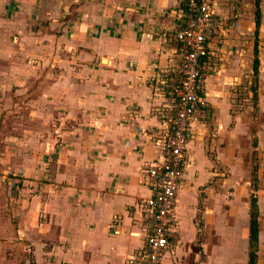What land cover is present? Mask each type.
<instances>
[{
    "label": "crops",
    "instance_id": "0c3cea01",
    "mask_svg": "<svg viewBox=\"0 0 264 264\" xmlns=\"http://www.w3.org/2000/svg\"><path fill=\"white\" fill-rule=\"evenodd\" d=\"M19 1L20 23L33 15L40 26L24 42L31 44H25L28 57L39 59L30 67L40 72L38 77L56 76L49 90L40 92L37 114L28 108L26 117L35 120L24 127L26 136L42 151L54 136L42 128L41 119L51 124L65 119L66 124L63 140L49 147L53 155L44 158L41 172L48 176L29 204L44 215V222L34 223L35 247L43 252L37 254L42 264H128L144 246L138 204L149 189L142 165L153 156L151 138L161 125L163 96L151 75L168 64L172 53L157 33L176 27L181 0ZM217 2L215 16L225 33L218 44L221 68L207 78L212 123L195 124L188 141L190 163L177 194L172 246L164 264H248L252 192L248 195L245 177L251 145L252 150L260 145L254 118L264 125V2L258 25L256 0ZM250 87L260 117L250 105L242 113L233 109L234 93L247 88L252 94ZM224 166L231 174L218 184ZM257 189L256 264H264V194L257 195Z\"/></svg>",
    "mask_w": 264,
    "mask_h": 264
},
{
    "label": "rangeland",
    "instance_id": "374dc122",
    "mask_svg": "<svg viewBox=\"0 0 264 264\" xmlns=\"http://www.w3.org/2000/svg\"><path fill=\"white\" fill-rule=\"evenodd\" d=\"M262 1L264 2L261 0V3ZM19 3V0H0V264H42L40 254L37 253L43 252H39L41 250L35 247L38 243L36 242L38 235L34 223L44 222V215L38 214L39 210L34 212V208L32 209L29 204L37 189L41 188V179L48 176L44 174L42 177L41 172L46 168L45 161L50 160L53 155L51 150L53 145L58 143L59 138L63 140L62 132L66 124L65 119L55 118L52 124L49 120L41 119L42 128L50 130L52 133L50 135L54 136L51 144L45 142L47 147L42 151L34 148L33 140L26 136L28 133L24 127L27 122L35 120L30 114L26 117L28 108L36 109L32 112L37 114L40 107V92L48 91L50 88L48 82L56 76L51 73L48 77L43 73L38 77L40 72L37 71L36 74V70L31 69L30 66L38 63L39 59L35 56L31 59L28 57L26 45L31 46V44L24 42L26 35L34 34L40 26L38 22L33 21L35 19L33 15H29L31 21L20 23L17 15L21 13L17 5ZM249 73L253 78V72ZM35 79L36 84L33 83ZM247 80H244L242 85L248 86ZM250 83L252 87V81ZM251 87L252 94L248 93L247 88L239 89L234 93L233 109L237 113H242L245 107L250 105L253 114L260 117L258 101L256 102ZM28 91L32 94L29 95ZM20 121L21 125L18 124ZM259 121L257 117L254 118L252 125H256L254 133L258 136L260 145L256 150H252L251 145L252 158L245 182L249 195L254 191L252 182H248L250 177L252 179L250 170L256 164L257 195L261 196L264 194V125L260 126ZM250 134H253L252 131L248 132V135ZM211 136L214 137V134ZM209 152L212 153L210 149ZM26 156H29L28 159L22 160ZM46 157L47 160H44ZM42 158L44 163L40 164ZM214 160L216 161L215 157ZM221 168L218 171L220 176L217 175L221 178L217 180L218 184H223L222 177L226 178L231 174L230 166ZM225 182L227 183L228 180ZM233 187H228L227 190L230 192ZM243 193L242 183L239 185L238 195L242 198ZM47 247L49 245L45 244L44 248ZM44 264L50 263L44 262Z\"/></svg>",
    "mask_w": 264,
    "mask_h": 264
},
{
    "label": "built area",
    "instance_id": "2783aa9c",
    "mask_svg": "<svg viewBox=\"0 0 264 264\" xmlns=\"http://www.w3.org/2000/svg\"><path fill=\"white\" fill-rule=\"evenodd\" d=\"M217 0H181L176 27L160 30L159 39L172 49L166 66L151 75L163 96L161 125L153 133V156L142 165L149 195L139 202L144 246L128 264H164L171 248L177 194L189 165L187 144L195 124L212 123L206 98L208 76L221 68L218 44L225 33L215 16ZM154 33H146L153 37Z\"/></svg>",
    "mask_w": 264,
    "mask_h": 264
},
{
    "label": "trees",
    "instance_id": "16d2710c",
    "mask_svg": "<svg viewBox=\"0 0 264 264\" xmlns=\"http://www.w3.org/2000/svg\"><path fill=\"white\" fill-rule=\"evenodd\" d=\"M260 2L261 0H256V23L259 24L260 18ZM255 57H254V69L257 70L258 67V57H257V46L255 47ZM254 94L256 93L257 87L253 85ZM257 165L254 164L252 167V185L254 191L257 189ZM259 206L256 194L253 192L250 197V226H249V258L248 264H256L257 262V250L259 241Z\"/></svg>",
    "mask_w": 264,
    "mask_h": 264
}]
</instances>
